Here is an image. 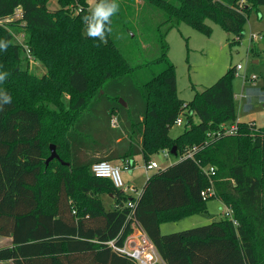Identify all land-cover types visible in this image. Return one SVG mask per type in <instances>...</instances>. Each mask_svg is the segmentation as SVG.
I'll return each instance as SVG.
<instances>
[{"label":"trees","instance_id":"trees-1","mask_svg":"<svg viewBox=\"0 0 264 264\" xmlns=\"http://www.w3.org/2000/svg\"><path fill=\"white\" fill-rule=\"evenodd\" d=\"M80 1V17L72 20L65 7L74 0H59L57 11L46 0H0V39L10 41L0 51V71L10 74L0 89L12 97L0 110V236L12 238V247L0 248V261L138 264L109 245L115 240L123 246L138 224L160 255L157 264H264V127L236 118V66L191 101L180 99L167 41L181 23L210 35L208 21L239 37L249 10L264 0H142L159 14L153 24L136 14V0H116L119 11L111 18L107 43L86 38L107 73L72 106L71 89L89 85L68 60L66 65L49 53L38 35L57 30L61 22L70 31L86 29L82 17L90 4ZM140 33L145 43L138 41ZM147 46L157 50L148 60ZM37 61L46 69L42 74L31 64ZM153 65L162 69L142 79L139 70L152 71ZM179 117L186 128L173 138ZM235 122L237 134L210 137ZM51 144L69 165L56 159L46 164ZM174 146L180 160L149 174L137 197L91 171L101 160L130 164L143 155L150 161ZM194 147L193 157H182ZM210 186L215 195L204 200L201 192ZM105 195L114 201L110 208ZM213 198L232 210V218L161 232L162 222L205 212Z\"/></svg>","mask_w":264,"mask_h":264},{"label":"rangeland","instance_id":"rangeland-1","mask_svg":"<svg viewBox=\"0 0 264 264\" xmlns=\"http://www.w3.org/2000/svg\"><path fill=\"white\" fill-rule=\"evenodd\" d=\"M88 1L90 4L89 9L97 3V0ZM46 5L53 11L60 9L59 0H46ZM80 7H82L81 1L74 0L73 3L65 7V10L72 20H76L80 17L78 10ZM134 7L136 14L140 12L139 15H141L142 13L146 21H150L152 24L158 21L159 14L153 6L145 4L142 0H136ZM248 14L244 32L239 37L229 35L219 24L212 21H208V24L212 27L210 35L199 32L187 23H181L179 26L172 28L167 35L170 46L168 57L176 67L177 95L185 102L191 101L196 91L212 86L226 74L231 66L241 64L243 69L235 73L232 81L236 118L240 123L253 122L257 127H264V40L261 37L264 34V5L251 8ZM19 15L18 10L14 18ZM76 23L78 24V21ZM38 36L41 39V44L46 47L49 53H54L59 62L65 61L66 65L69 62L68 65L73 69L83 73L84 82L89 87L87 86L85 90L72 88L71 93L68 94L69 99L71 98V104L79 103L80 100L72 101V99L81 98L83 93L85 94L91 90L95 79H100L107 73L102 61L93 53V49L87 45L86 29L81 32L76 29L70 31L67 24L61 22L57 30ZM113 36L117 38L116 34ZM131 36H133V33ZM144 36H147L146 33H144ZM16 38L17 41L25 43L24 35L16 34ZM120 40L123 42L125 38L121 37ZM138 41L145 43L141 33L138 35ZM68 46L69 50L66 51L65 49ZM151 47H145L146 60L153 58L157 53L156 47ZM122 48L127 49L126 43L122 45ZM31 64L36 66L37 72L40 74L46 71L38 61L31 62ZM161 69V66L153 65L152 71L141 68L139 72L142 79L146 80L152 76L153 72H158ZM74 72L76 71H73L71 77ZM253 76L256 77L255 80H251ZM183 120V125L178 126L175 124L172 127L171 136L173 138L178 137L185 130V119ZM114 123H116L115 119H113ZM153 159L163 169L168 166V163L178 162L180 155H166L162 151L155 154ZM135 161L136 164L133 168L130 170L122 168L121 173L126 186L137 189V192L128 191V193L137 197L143 190L149 175L147 176L145 173L146 164L142 156L136 157ZM127 174L131 177L129 181L126 179ZM103 200L106 207L110 208L107 198H103ZM224 211L225 205L219 199L213 198L207 202V211L205 212L201 211L182 219L162 222L161 232L168 234L205 225L212 222L214 218L223 216Z\"/></svg>","mask_w":264,"mask_h":264},{"label":"built area","instance_id":"built-area-1","mask_svg":"<svg viewBox=\"0 0 264 264\" xmlns=\"http://www.w3.org/2000/svg\"><path fill=\"white\" fill-rule=\"evenodd\" d=\"M243 69L241 64L236 66V70L240 71ZM256 77H251V80H255ZM176 125L181 126L184 124V120L182 117H179L176 122ZM239 131L238 122H235L231 125H224L222 129L218 132L212 133L210 135L211 138L218 139L222 136L226 135H235ZM198 150L197 147L186 152L182 157H193L194 153ZM166 155L170 154V151L165 149L163 150ZM125 167L118 166L113 164L110 161L101 160L95 162L92 167V173L99 178H109L113 181L116 188L123 189L125 192H137V189L131 186H126L124 179L122 177V168L129 169L131 167V163H125ZM158 163L156 161H150L145 165V171L147 174H150L152 171L160 170ZM211 175L215 174L214 168H210ZM140 195V194H139ZM215 195V189L213 186L204 189L201 192V196L204 200ZM129 205L133 204L129 202ZM223 217L232 218V210L225 206V211L223 212ZM109 245L117 251L118 253L125 254L133 258L138 264H157L161 261L160 255L151 242L147 234L144 230L138 225H133V232L127 237L123 246H117L115 240H111Z\"/></svg>","mask_w":264,"mask_h":264},{"label":"clouds","instance_id":"clouds-1","mask_svg":"<svg viewBox=\"0 0 264 264\" xmlns=\"http://www.w3.org/2000/svg\"><path fill=\"white\" fill-rule=\"evenodd\" d=\"M119 11V5L116 0H99L90 9L89 14L82 17L86 25V34L92 39H97L101 43H107L106 33L112 31L111 18ZM10 41L0 39V51H7ZM10 74L6 71H0V84L4 83ZM12 97L6 90L0 89V110L4 105L10 104Z\"/></svg>","mask_w":264,"mask_h":264},{"label":"crops","instance_id":"crops-1","mask_svg":"<svg viewBox=\"0 0 264 264\" xmlns=\"http://www.w3.org/2000/svg\"><path fill=\"white\" fill-rule=\"evenodd\" d=\"M19 12H20V11H19ZM262 47H263V45H262ZM82 95H84V93H83ZM70 99H71V98H70ZM76 99L80 100V98H73L72 101H74V100H76ZM76 104H77V103L72 104V106H75ZM114 124H115V123H114ZM114 124H113V125H114ZM160 152H162V151H160ZM139 156H140V157L142 156V158H143L144 161H145V164L149 163L150 161H155V160L153 159V156L151 157V160H150V161H146V159H145V157H144L143 155H139ZM137 157H138V156H137ZM135 160H136V157L134 158L133 162H131V167H129V170L135 166V164H136V161H135ZM179 160H180V159H179ZM112 163L115 164V165H118V166L125 167V166H124L125 163L122 162V161H114V162H112ZM172 164H174V163H172ZM172 164H169V163H168L167 165L170 166V165H172ZM168 166H166V167H168ZM166 167H164L163 169H165ZM161 169H162V168H161ZM152 172H154V171H152ZM145 173H146V172H145ZM150 174H152V173H150ZM146 175L148 176L149 174L146 173ZM132 177H133V176H132ZM130 178H131L130 175L127 174V175H126V179L129 181ZM145 183H146V182H145ZM144 185H145V184H144ZM143 187H144V186H143ZM141 192H142V191H141ZM141 192H140L139 194H141ZM139 194H138L137 196H139ZM104 198H107V200H108L109 203H110V206H111V204L114 202L111 196L105 195ZM5 247H12V238H11V237H2V236H0V248H5ZM0 264H14V262L11 261V260H6V261H0Z\"/></svg>","mask_w":264,"mask_h":264},{"label":"water","instance_id":"water-1","mask_svg":"<svg viewBox=\"0 0 264 264\" xmlns=\"http://www.w3.org/2000/svg\"><path fill=\"white\" fill-rule=\"evenodd\" d=\"M121 102H122L124 105H126V104H125V101H124L123 99H121ZM50 150H51V155H50V156L48 157V159L46 160V164H48L50 161L56 159V160H59V161H60L61 163H63V164H67V165H69V163L64 162V161L61 159L60 155H59L58 152H57V147H56L55 144H51V146H50ZM170 154L175 155V156L178 155L177 147H176V146H174V147L170 150Z\"/></svg>","mask_w":264,"mask_h":264}]
</instances>
